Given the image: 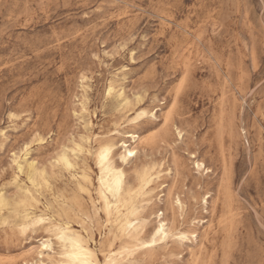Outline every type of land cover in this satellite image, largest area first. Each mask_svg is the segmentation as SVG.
<instances>
[{"label": "rangeland", "instance_id": "374dc122", "mask_svg": "<svg viewBox=\"0 0 264 264\" xmlns=\"http://www.w3.org/2000/svg\"><path fill=\"white\" fill-rule=\"evenodd\" d=\"M102 143L140 242L170 227L151 250L105 214ZM0 195V258L48 240L61 264L66 224L98 264H264V0H0Z\"/></svg>", "mask_w": 264, "mask_h": 264}, {"label": "bare ground", "instance_id": "6f19581e", "mask_svg": "<svg viewBox=\"0 0 264 264\" xmlns=\"http://www.w3.org/2000/svg\"><path fill=\"white\" fill-rule=\"evenodd\" d=\"M149 115L153 117V114H150V112H146L144 110L138 113L139 118H146ZM167 118L168 117L166 116L165 122H167ZM178 135L180 134L178 133ZM127 136L130 138L131 143L128 146H124V152L119 157L123 163L136 156L139 146L142 143V137L137 133H129ZM153 137V135H149L147 136V140L149 141L151 139L153 142ZM152 142L150 141L149 144ZM122 145H124V143H122ZM129 153H131V155H129ZM115 156V145L112 143L99 144L97 149L95 150V163L98 167L99 172V177L97 179V183L99 186L97 188L98 197L103 204L106 216L108 218H110L111 214L115 216V220L118 222L119 233H123L128 229L133 230L135 232L133 239L138 243V246H140V248L142 249L151 250L157 242L163 241L167 237H169L171 233L170 227L168 226L166 221L161 218L158 220L155 228L153 229L150 239L146 242H140L142 227H137L135 223L130 220V218L126 214H124V211L126 210L128 205V203L125 201V196L128 195L131 190L126 186V181L122 169L115 163ZM60 162H62L65 167L69 168L72 166L70 160L64 154L60 156ZM25 165L27 177L31 181V184L35 185L36 187L45 183L48 184L44 176L36 174L33 163H28L27 161H25ZM195 167L197 170H200L203 168V163L196 162ZM19 170H22L20 166ZM83 182L85 184L84 186L90 184L88 175L83 176ZM140 183L147 185L148 176L146 174L140 177ZM84 186H79L81 191L84 190ZM7 205L8 204L5 199L0 195V211L3 208H6ZM160 216H162V213L158 215V218ZM30 217L31 215L27 213L21 216V219L26 222V220H28ZM35 219L37 220V222L43 221V217H37ZM25 229L26 225H24L23 223L22 231L24 232ZM54 234L55 237H57V240L62 245V252L60 254L62 257L61 264H98L97 258L90 249L88 243L84 242L79 237V235L70 230L66 224L64 226L58 227ZM185 238L186 235L180 234L179 239L182 240ZM49 251H52V244L50 243V241L40 240L38 245L34 246L30 252H27L22 257L15 258L10 256H3L2 258H0V264H23L26 262V257L31 254H34V264H44L45 259L49 258Z\"/></svg>", "mask_w": 264, "mask_h": 264}, {"label": "snow or ice", "instance_id": "6c2138e0", "mask_svg": "<svg viewBox=\"0 0 264 264\" xmlns=\"http://www.w3.org/2000/svg\"><path fill=\"white\" fill-rule=\"evenodd\" d=\"M129 155H131V153H129Z\"/></svg>", "mask_w": 264, "mask_h": 264}]
</instances>
